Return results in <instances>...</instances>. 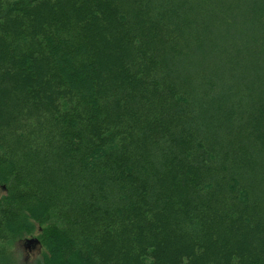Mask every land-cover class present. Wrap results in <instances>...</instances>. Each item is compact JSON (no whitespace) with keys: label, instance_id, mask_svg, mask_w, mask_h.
<instances>
[{"label":"trees","instance_id":"16d2710c","mask_svg":"<svg viewBox=\"0 0 264 264\" xmlns=\"http://www.w3.org/2000/svg\"><path fill=\"white\" fill-rule=\"evenodd\" d=\"M0 264H264V0H0Z\"/></svg>","mask_w":264,"mask_h":264},{"label":"rangeland","instance_id":"374dc122","mask_svg":"<svg viewBox=\"0 0 264 264\" xmlns=\"http://www.w3.org/2000/svg\"><path fill=\"white\" fill-rule=\"evenodd\" d=\"M4 193L3 187L0 186V196ZM35 238L29 237L23 241L14 244L13 255L20 264H32L37 260L41 253V248L28 240Z\"/></svg>","mask_w":264,"mask_h":264},{"label":"water","instance_id":"95a60500","mask_svg":"<svg viewBox=\"0 0 264 264\" xmlns=\"http://www.w3.org/2000/svg\"><path fill=\"white\" fill-rule=\"evenodd\" d=\"M28 242H32L34 243L35 245L39 246V241L36 239V238H32L30 240H28Z\"/></svg>","mask_w":264,"mask_h":264}]
</instances>
